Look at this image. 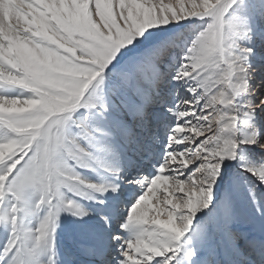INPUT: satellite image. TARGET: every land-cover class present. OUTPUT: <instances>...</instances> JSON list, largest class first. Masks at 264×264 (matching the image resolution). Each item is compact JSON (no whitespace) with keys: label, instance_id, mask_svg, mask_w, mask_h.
<instances>
[{"label":"snow or ice","instance_id":"1","mask_svg":"<svg viewBox=\"0 0 264 264\" xmlns=\"http://www.w3.org/2000/svg\"><path fill=\"white\" fill-rule=\"evenodd\" d=\"M0 264H264V0H0Z\"/></svg>","mask_w":264,"mask_h":264}]
</instances>
